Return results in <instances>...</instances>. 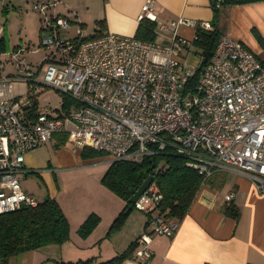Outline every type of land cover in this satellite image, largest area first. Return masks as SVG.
<instances>
[{"label":"built area","instance_id":"2783aa9c","mask_svg":"<svg viewBox=\"0 0 264 264\" xmlns=\"http://www.w3.org/2000/svg\"><path fill=\"white\" fill-rule=\"evenodd\" d=\"M57 1L34 4L44 14L40 35L45 68L39 83L68 97L73 107L56 116L27 114L11 84L36 82L42 60L34 70L23 48L9 52L16 73L0 74V214L37 205V197L21 186L30 172L24 157L54 134H66L78 149L101 150L110 161L141 162L171 147L185 154L187 164L204 178L215 171L236 172L264 193V60L243 42L221 35L191 86L197 65L180 54L193 40L177 30L181 25L209 29L208 21L159 19L154 1L145 0L138 19L155 21V40L112 32L82 39L85 33L77 24L72 43V36L61 33L71 21L54 12ZM233 195L228 192L224 201ZM159 198L152 181L133 202L146 216L132 251L139 262L153 254V235L172 236L178 227L157 213Z\"/></svg>","mask_w":264,"mask_h":264},{"label":"crops","instance_id":"0c3cea01","mask_svg":"<svg viewBox=\"0 0 264 264\" xmlns=\"http://www.w3.org/2000/svg\"><path fill=\"white\" fill-rule=\"evenodd\" d=\"M153 1V11L159 19L182 16L196 23H211L213 18L212 0ZM79 2L58 0L53 10L76 18L86 34L89 28L94 30L97 19L103 18L105 32L132 36L145 0H96L90 18L80 10ZM219 25L223 35L243 42L264 60V0L223 8ZM195 29L196 25H181L177 32L193 40ZM180 56L198 65L199 57L192 51V42L190 49L182 51ZM61 140L63 144H58ZM48 144L54 147L49 157ZM39 148L43 149L42 153H38ZM79 150L65 134H54L46 144L25 154L24 165L30 172L41 168L39 173L43 177L47 173L51 181L52 173L57 171L59 178L55 176L53 181L58 184L59 180L61 186L51 194L68 220L70 240L14 254L7 264H55L53 259L71 261L90 256L105 260L125 250L145 228V217L130 212L118 230L107 234L125 201L100 181L109 166V156L83 158ZM230 191L240 212L237 220L223 212L224 195ZM90 214L100 220L82 237L77 230ZM150 246L153 254L145 262L128 256L120 264H264V193L258 192L246 176L225 172L222 184L217 181L213 187L199 189L172 236L155 234Z\"/></svg>","mask_w":264,"mask_h":264},{"label":"trees","instance_id":"16d2710c","mask_svg":"<svg viewBox=\"0 0 264 264\" xmlns=\"http://www.w3.org/2000/svg\"><path fill=\"white\" fill-rule=\"evenodd\" d=\"M254 1L259 0H212L213 18L210 23L211 28L204 29L196 26L195 37L192 41L194 46L192 51L199 57V62L191 78V86L196 83L203 67L210 60L219 38L223 35L219 25L220 11L234 4ZM57 14L66 16L70 21L74 20L68 14ZM40 18H43V16L41 15ZM77 24L82 25L81 23ZM95 24L94 32L92 34L85 33L81 36L82 39L97 37L105 33V19H97ZM42 26L40 19V29ZM154 27L155 21L146 18L141 19L138 21L134 36L145 40H155ZM70 41L73 43L76 39L72 36ZM17 48V46H14L12 51ZM7 50L5 38L0 34V54L6 53ZM9 52L7 54L9 58L5 56V60L1 59L0 63L4 64L5 61L10 60L13 69H15ZM41 60V64H43L44 56ZM41 64L39 63L37 66ZM3 71L4 67L0 66V74L11 75L10 73H3ZM64 101L67 108L71 100L66 97ZM23 109L31 116H35L40 112L35 101L31 104H23ZM58 144H63V141H59ZM79 152L83 158L107 155L105 152L89 146L82 147ZM32 172L40 174L38 170H32ZM150 175L153 176V181L160 194L157 213L168 221L176 222L177 225L181 223L187 214L191 203L202 186L213 187L217 181L222 184L225 180V171H215L211 176L204 178L198 170L187 164L185 154L178 153L171 147L162 152L149 154L141 162L129 159L110 161L100 181L120 196L125 201V205L112 221L107 234L118 230L133 208V203H129V189L139 187ZM213 176L215 177L214 182L211 180ZM223 212L226 216L235 220L240 215L239 209L233 201H225ZM99 220L100 218L95 214L88 215L79 226L78 234L86 237L98 224ZM69 240L68 220L56 199L50 194L45 195L42 199L37 197L36 206H22L0 214V264H7V259L14 254L50 244L60 245ZM135 245L136 239L131 241L121 253L105 260H98L97 256H90L71 261L56 259H53V261L55 264H120L126 257L132 256Z\"/></svg>","mask_w":264,"mask_h":264},{"label":"rangeland","instance_id":"374dc122","mask_svg":"<svg viewBox=\"0 0 264 264\" xmlns=\"http://www.w3.org/2000/svg\"><path fill=\"white\" fill-rule=\"evenodd\" d=\"M36 1L37 0H0V34L4 36L8 49L6 53L0 54V60H5V56L6 58H9L7 55L8 52L10 50L12 51L14 46H17L23 48V51L21 52L22 55H24L26 61L30 63L32 68L37 70V65L40 63L41 58L44 55L40 35V17L44 14L34 8ZM87 5H89V8H87ZM95 5L96 0H81V2H79L80 10L88 15L89 18L94 11ZM59 8L62 9V6L60 5ZM77 23L79 22L74 18V20H71L69 28L62 30L61 33L67 34L68 36H74ZM88 31L89 34L94 32L93 28H89ZM192 48H194L193 45ZM0 66L4 67L3 73H16L10 60L5 61L4 64L0 63ZM44 68L45 64L37 70L38 73L35 77L36 82H28L25 80L12 81V95L18 98V101L24 105L31 104L35 101L38 111L56 116L58 112H64L66 110V104L64 101V98L66 97L57 92V90L39 83L42 79ZM69 104L72 108L73 103ZM55 136L57 137L58 135ZM48 146V151L47 149L46 151L49 157L53 152L52 148L54 147L49 144ZM37 150L38 153H42L40 150L43 149L39 148ZM34 169L40 171L41 168ZM56 172H51L53 179L54 176L59 178ZM46 174L47 173H44L43 177V174L27 172L21 179V186L24 191L34 194L39 199H42L47 194L52 195L51 193L55 191V189H58V187L61 186V183L59 180H57L58 184L55 183L53 179L50 181ZM211 180L214 182L215 177L213 176ZM233 199L230 201H233ZM131 214L138 215L139 217H146L143 211L134 207L131 210Z\"/></svg>","mask_w":264,"mask_h":264},{"label":"water","instance_id":"95a60500","mask_svg":"<svg viewBox=\"0 0 264 264\" xmlns=\"http://www.w3.org/2000/svg\"><path fill=\"white\" fill-rule=\"evenodd\" d=\"M153 181V176H148L140 185L139 187L135 188L132 187L129 189L130 198L129 203L132 204L136 201V199L143 193V191L148 187V185Z\"/></svg>","mask_w":264,"mask_h":264}]
</instances>
